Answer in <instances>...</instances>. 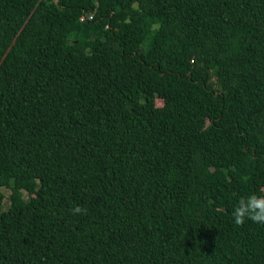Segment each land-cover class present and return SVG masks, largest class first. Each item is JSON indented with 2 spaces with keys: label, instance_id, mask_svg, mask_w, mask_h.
Returning a JSON list of instances; mask_svg holds the SVG:
<instances>
[{
  "label": "trees",
  "instance_id": "trees-1",
  "mask_svg": "<svg viewBox=\"0 0 264 264\" xmlns=\"http://www.w3.org/2000/svg\"><path fill=\"white\" fill-rule=\"evenodd\" d=\"M261 190L264 0H0V264H264Z\"/></svg>",
  "mask_w": 264,
  "mask_h": 264
},
{
  "label": "clouds",
  "instance_id": "clouds-1",
  "mask_svg": "<svg viewBox=\"0 0 264 264\" xmlns=\"http://www.w3.org/2000/svg\"><path fill=\"white\" fill-rule=\"evenodd\" d=\"M73 214H87V209L77 205ZM232 221L237 226H243L246 221L264 225V190L240 196L231 212Z\"/></svg>",
  "mask_w": 264,
  "mask_h": 264
},
{
  "label": "rangeland",
  "instance_id": "rangeland-1",
  "mask_svg": "<svg viewBox=\"0 0 264 264\" xmlns=\"http://www.w3.org/2000/svg\"><path fill=\"white\" fill-rule=\"evenodd\" d=\"M157 104L158 105H162L163 104V100L158 98L157 99ZM2 191L5 194V203H4L5 209H4V211H5V213H10L11 209L9 208V204H10L9 196L11 194V189L6 187V186H4V187H2ZM24 194H25V196H29L28 192H24Z\"/></svg>",
  "mask_w": 264,
  "mask_h": 264
}]
</instances>
